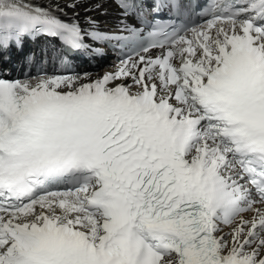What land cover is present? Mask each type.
Wrapping results in <instances>:
<instances>
[{
    "label": "snow or ice",
    "instance_id": "6c2138e0",
    "mask_svg": "<svg viewBox=\"0 0 264 264\" xmlns=\"http://www.w3.org/2000/svg\"><path fill=\"white\" fill-rule=\"evenodd\" d=\"M39 38L0 65V264H264V0H0V53Z\"/></svg>",
    "mask_w": 264,
    "mask_h": 264
},
{
    "label": "bare ground",
    "instance_id": "6f19581e",
    "mask_svg": "<svg viewBox=\"0 0 264 264\" xmlns=\"http://www.w3.org/2000/svg\"><path fill=\"white\" fill-rule=\"evenodd\" d=\"M36 3H40L41 0H34ZM46 2V0H44ZM107 15L105 16H98V19L101 21L102 26L108 27V26H114L116 21V14L117 9L114 4H107ZM69 15H71V12L69 11ZM46 42L44 40H28L26 41L24 47L22 50L17 49H10L9 51L3 52L0 54V65L14 68H28L27 65L24 62L25 54L27 56L30 52L35 51V54L37 57H39L40 49L46 46ZM94 60V59H93ZM88 60H85L83 58L78 59L76 62V65L78 66V63L82 64V68H80V71H89L95 74L102 75L105 72L114 71L116 66L119 64V62L114 61V56L111 55V53L105 48V54L102 57L95 58L94 63H98L100 68L98 70H90V68H93L92 66L87 64ZM95 65V64H94ZM31 67V71H32ZM51 69V67H49ZM31 75H35L34 73H31Z\"/></svg>",
    "mask_w": 264,
    "mask_h": 264
},
{
    "label": "rangeland",
    "instance_id": "374dc122",
    "mask_svg": "<svg viewBox=\"0 0 264 264\" xmlns=\"http://www.w3.org/2000/svg\"><path fill=\"white\" fill-rule=\"evenodd\" d=\"M100 68L98 63H95V66L93 68H90V70H98Z\"/></svg>",
    "mask_w": 264,
    "mask_h": 264
}]
</instances>
